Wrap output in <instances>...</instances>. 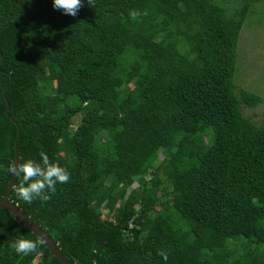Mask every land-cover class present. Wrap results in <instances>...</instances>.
Instances as JSON below:
<instances>
[{"label":"trees","instance_id":"1","mask_svg":"<svg viewBox=\"0 0 264 264\" xmlns=\"http://www.w3.org/2000/svg\"><path fill=\"white\" fill-rule=\"evenodd\" d=\"M259 1L0 0V199L18 137L17 162L71 178L8 200L75 264H264V121L242 110L262 99L234 81ZM20 238L40 237L0 208V264H64Z\"/></svg>","mask_w":264,"mask_h":264},{"label":"clouds","instance_id":"2","mask_svg":"<svg viewBox=\"0 0 264 264\" xmlns=\"http://www.w3.org/2000/svg\"><path fill=\"white\" fill-rule=\"evenodd\" d=\"M92 6V0H87ZM52 7L61 10L66 15L76 16L83 7L82 0H52ZM135 18L139 15L135 10L129 13ZM41 160L38 162L33 159L23 160L22 162H13L9 165V172L20 178L18 185H14L17 196L24 202L31 204L34 200L48 202L51 199L50 194L56 192V184H66L70 181V172L49 159L48 155L41 151L39 153ZM43 238L31 240L27 238L16 239L13 247L17 254L28 255L35 252L38 245L44 244ZM165 261L168 259L166 251L159 253Z\"/></svg>","mask_w":264,"mask_h":264},{"label":"rangeland","instance_id":"3","mask_svg":"<svg viewBox=\"0 0 264 264\" xmlns=\"http://www.w3.org/2000/svg\"><path fill=\"white\" fill-rule=\"evenodd\" d=\"M234 81L237 88H245L261 97L262 101L255 106H242L243 114L249 120L261 124L264 121V0L255 3L254 13L242 25L237 44V71L234 74ZM77 122L78 117L74 120V127ZM161 157L162 155H159V159ZM126 193L127 191H124L121 197ZM112 207L111 204L104 205L103 215L110 213ZM237 239L236 235H232L230 242Z\"/></svg>","mask_w":264,"mask_h":264},{"label":"water","instance_id":"4","mask_svg":"<svg viewBox=\"0 0 264 264\" xmlns=\"http://www.w3.org/2000/svg\"><path fill=\"white\" fill-rule=\"evenodd\" d=\"M12 122H14L13 119H11ZM17 141L18 137L15 140L14 148H15V159L14 162L18 161V152H17ZM14 177L12 175L11 180L9 182V185L7 187L6 192L4 193L3 197L0 199V208L6 209L10 213L14 215V217L24 224L26 227H28L31 231L35 232L36 235H38L40 238H43L45 241L44 244L50 249L51 253L57 257L60 261H62L64 264H75L74 262L70 261L57 247L56 243L53 241V239L46 233L44 229H42L40 226L35 224L30 217L25 214L18 206L17 204L11 202L8 200L9 193L14 185Z\"/></svg>","mask_w":264,"mask_h":264}]
</instances>
